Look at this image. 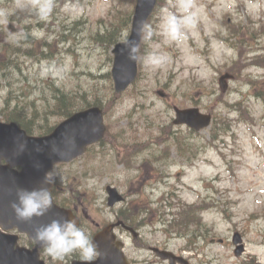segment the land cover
Listing matches in <instances>:
<instances>
[{
	"label": "rangeland",
	"instance_id": "obj_1",
	"mask_svg": "<svg viewBox=\"0 0 264 264\" xmlns=\"http://www.w3.org/2000/svg\"><path fill=\"white\" fill-rule=\"evenodd\" d=\"M182 2L189 0H158L146 22L154 34L139 46L138 77L116 95L112 47L96 36L132 17L135 0H0V109L19 105L38 134L62 120L55 114L61 92L78 105L97 95L107 137L55 168L61 192L95 221L109 222L116 212L148 224L163 219L178 248L188 239L184 227L200 225L194 232L206 238L205 264H264V0H191L195 26L185 29L182 42L166 41L159 34L162 14L182 15ZM125 32L130 23L120 41ZM153 49L168 58L155 71L143 63ZM190 106L212 115L210 126L194 135L173 122L174 107ZM172 128L178 134L171 136ZM150 170L171 177L154 186V196L138 182ZM106 185L126 199L108 207ZM198 197L201 213L187 204ZM235 231L246 246L243 258L234 255Z\"/></svg>",
	"mask_w": 264,
	"mask_h": 264
},
{
	"label": "water",
	"instance_id": "obj_2",
	"mask_svg": "<svg viewBox=\"0 0 264 264\" xmlns=\"http://www.w3.org/2000/svg\"><path fill=\"white\" fill-rule=\"evenodd\" d=\"M155 5L156 0H136L135 2L128 39L136 41L138 45L141 41V36L138 35L139 24L140 22L146 23ZM112 54L111 76L114 91L120 94L136 79L137 59L134 61L128 59L127 49L123 42L114 45ZM210 121L211 116L201 114L197 108L176 109L175 124H187L200 130L208 126ZM105 130L103 110L99 106H92L73 113L58 123L49 134L42 136L28 135L15 122L0 121V226L4 229L17 226L19 231L27 233L32 238L33 224L48 223L51 219L59 217L73 219L69 210L52 203V208L46 216L35 219L32 224L21 223L12 213L10 203L15 199L17 188L32 190L47 187L50 191L55 177L53 183L43 184L48 170L56 163L69 162L83 154L87 146L103 138ZM1 160L5 163L2 164ZM106 189L110 205L121 199L116 188L107 186ZM10 221L12 225L8 226ZM110 233V229L103 230L93 240L100 250L99 262L101 264L123 262L124 264L121 253L104 245L105 241L111 239ZM233 241L236 244L239 243L240 234L235 233ZM15 243L16 236L0 232V264H43L38 258L39 245L36 244L33 249L29 250L23 247L14 248ZM236 251L240 254V245Z\"/></svg>",
	"mask_w": 264,
	"mask_h": 264
},
{
	"label": "flooded vegetation",
	"instance_id": "obj_3",
	"mask_svg": "<svg viewBox=\"0 0 264 264\" xmlns=\"http://www.w3.org/2000/svg\"><path fill=\"white\" fill-rule=\"evenodd\" d=\"M13 31H16L14 28ZM227 78H232L233 76L227 74ZM223 83V82H222ZM224 84V83H223ZM223 90H227L226 82L223 86ZM160 95L161 99H166L167 94L163 91L157 92ZM176 107H174L175 109ZM176 130V131H174ZM179 129H170L169 134L173 136L174 133H177ZM194 132L191 128L187 127V132ZM175 141V139H174ZM177 154V151H175ZM172 154V155H173ZM58 166V165H57ZM55 166L50 174H53L57 177L58 175L54 171ZM140 172V171H139ZM138 172V174H139ZM156 171L150 170L148 175H141L138 179L139 185H147L145 186V191L148 190L154 196L157 192V189L154 187L153 184L157 182H161L162 179L157 178L155 175ZM165 180H162L166 185L170 183L171 177H165ZM58 184V183H57ZM55 184V186L51 190V197L53 201L58 204L60 207H63L67 210L71 211V214L78 220V226L81 227L93 241L94 237L103 230L107 228L112 229V239L108 240L106 244H110L112 246L121 249L123 256L127 260L128 264H205L204 261L200 262V256L204 258L205 252L203 251V243H205V237L202 235L199 230L200 225H188L184 227L183 232L185 234L183 237H188L186 244L183 247H176L173 243V231L174 229L171 228L169 225L164 223H142L140 218H136L132 215H127L122 212L114 213L113 217L110 219L109 222H100L95 221L91 218V215L88 211L84 209V207L77 205L74 199L70 197H66L68 193H62V187ZM153 186V187H152ZM106 190V188H105ZM106 193V191H105ZM144 193V190H143ZM66 194V195H65ZM123 195V193H122ZM152 196V197H153ZM125 195H123V201L125 200ZM122 201V202H123ZM202 198L198 197L194 202L191 204L197 209V212L201 210L202 206ZM106 203L108 207L109 198L108 194L106 193ZM192 211V210H191ZM12 225L10 221L8 226ZM185 225V224H184ZM187 225V224H186ZM11 229H8L5 232V235L16 236V243L13 245L14 248L16 247H24L28 249H33L36 245L33 239H30L26 233L20 232L17 226H11ZM191 227L193 229H191ZM199 229L198 231L194 232L195 230ZM241 251L240 254L237 256V248L236 245L234 246V255L238 258L245 257L246 254V246L243 241V237L241 235ZM215 239L212 238L211 243H214ZM223 239H218V243H222ZM94 243V242H93ZM198 243L197 245H194ZM202 244V245H201ZM186 249L191 251V254L187 253ZM39 258L44 261L45 264H57L54 262L50 257L44 254L43 249L40 247L39 250ZM98 252V250H97ZM99 252L96 257L91 262H87V264H101L98 262ZM86 261H82L79 258L78 254H72L71 256L67 257L63 264H85ZM260 264L261 262L257 260H253L252 264ZM119 264V263H113ZM263 264V263H261Z\"/></svg>",
	"mask_w": 264,
	"mask_h": 264
},
{
	"label": "clouds",
	"instance_id": "obj_4",
	"mask_svg": "<svg viewBox=\"0 0 264 264\" xmlns=\"http://www.w3.org/2000/svg\"><path fill=\"white\" fill-rule=\"evenodd\" d=\"M195 6L189 0L188 3H180L179 8L183 13L180 16L165 10L160 24V35L166 41L180 43L186 39L185 29L194 27L197 14L192 11ZM6 23V20L4 21ZM154 32L151 26L140 22L138 35L144 40H151ZM129 60H136L139 53V45L136 41L128 39L125 32L122 37ZM166 54L157 49L147 52L143 57V63L150 70L162 68L167 63ZM54 182L52 174H46L43 184ZM52 197L47 187L37 189L17 188L15 199L11 201L10 208L16 220L21 223L32 224L35 219L46 216L52 208ZM32 238L39 245L45 255L57 264H63L67 257L78 254L82 261L91 262L96 259L97 246L89 235L78 226L75 219L59 217L51 219L48 223L33 224Z\"/></svg>",
	"mask_w": 264,
	"mask_h": 264
},
{
	"label": "trees",
	"instance_id": "obj_5",
	"mask_svg": "<svg viewBox=\"0 0 264 264\" xmlns=\"http://www.w3.org/2000/svg\"><path fill=\"white\" fill-rule=\"evenodd\" d=\"M131 22V17H126L125 21L123 22L121 27H118L117 25H113L110 28H106V31L103 33H98L96 36V40L98 43L100 42H105L107 46L112 47L113 44L118 42L121 38V33L122 31L125 30V25L129 24ZM113 96V94H112ZM56 100L58 101L59 104V110L55 113L59 117H62V119L68 117L71 115L73 112L98 105L101 106L103 109L105 108L104 101L100 99L97 95L93 96V99L91 101H82V105H78L73 103L71 100L72 98L69 96H66L65 94H61L57 96ZM0 120L6 121V122H16L20 127L25 129L29 133H33L32 129V118H28L26 116V113L24 114L23 109L19 107V105H14L11 108H9L6 105L5 109H0ZM56 124H53L51 126H46V127H39L37 128L36 132L39 135L47 134L52 131ZM103 143V141H101Z\"/></svg>",
	"mask_w": 264,
	"mask_h": 264
}]
</instances>
